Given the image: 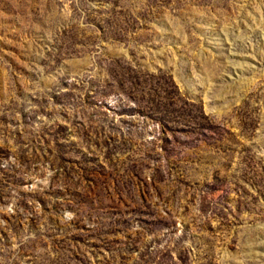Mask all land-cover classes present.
I'll return each instance as SVG.
<instances>
[{"label":"rangeland","instance_id":"obj_1","mask_svg":"<svg viewBox=\"0 0 264 264\" xmlns=\"http://www.w3.org/2000/svg\"><path fill=\"white\" fill-rule=\"evenodd\" d=\"M0 264H264V0H0Z\"/></svg>","mask_w":264,"mask_h":264}]
</instances>
